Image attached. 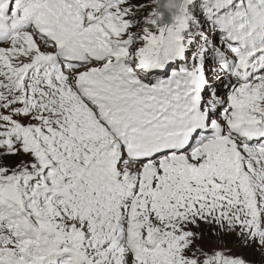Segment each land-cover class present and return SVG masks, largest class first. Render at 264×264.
<instances>
[{"label": "snow or ice", "instance_id": "1", "mask_svg": "<svg viewBox=\"0 0 264 264\" xmlns=\"http://www.w3.org/2000/svg\"><path fill=\"white\" fill-rule=\"evenodd\" d=\"M0 264H264V0H0Z\"/></svg>", "mask_w": 264, "mask_h": 264}, {"label": "rangeland", "instance_id": "2", "mask_svg": "<svg viewBox=\"0 0 264 264\" xmlns=\"http://www.w3.org/2000/svg\"><path fill=\"white\" fill-rule=\"evenodd\" d=\"M203 227V226H202ZM230 239V238H229ZM231 246V244H230ZM238 251H243V253L250 259H254L256 261H259L260 257H259V254L254 252L252 249H246V250H239ZM250 252L252 253L253 252V255L250 254Z\"/></svg>", "mask_w": 264, "mask_h": 264}, {"label": "trees", "instance_id": "3", "mask_svg": "<svg viewBox=\"0 0 264 264\" xmlns=\"http://www.w3.org/2000/svg\"><path fill=\"white\" fill-rule=\"evenodd\" d=\"M250 254L253 255V252L252 253L250 252Z\"/></svg>", "mask_w": 264, "mask_h": 264}]
</instances>
